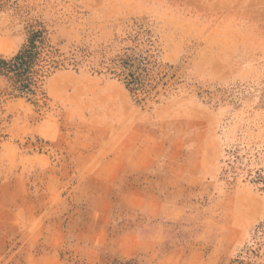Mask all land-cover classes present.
<instances>
[{
  "label": "rangeland",
  "instance_id": "1",
  "mask_svg": "<svg viewBox=\"0 0 264 264\" xmlns=\"http://www.w3.org/2000/svg\"><path fill=\"white\" fill-rule=\"evenodd\" d=\"M222 1L0 0L55 62L0 75V264H264V0Z\"/></svg>",
  "mask_w": 264,
  "mask_h": 264
},
{
  "label": "trees",
  "instance_id": "2",
  "mask_svg": "<svg viewBox=\"0 0 264 264\" xmlns=\"http://www.w3.org/2000/svg\"><path fill=\"white\" fill-rule=\"evenodd\" d=\"M45 49V32L32 33L29 44L15 57L11 60L0 57V75L11 80L22 95H35L41 73L46 65L52 68V63H55L46 64L52 54L50 51L45 52Z\"/></svg>",
  "mask_w": 264,
  "mask_h": 264
},
{
  "label": "bare ground",
  "instance_id": "3",
  "mask_svg": "<svg viewBox=\"0 0 264 264\" xmlns=\"http://www.w3.org/2000/svg\"><path fill=\"white\" fill-rule=\"evenodd\" d=\"M221 1H222V0H221ZM223 1H224V0H223ZM223 1H222V2H223ZM227 1H228V0H227ZM250 1H251V0H250ZM252 1H253V0H252ZM254 1H255V0H254ZM254 1H253V2H254ZM260 1H262V0H260ZM236 3H237V2H236ZM250 4H251V3H250ZM250 4H247V5H250ZM235 5H236V4H235Z\"/></svg>",
  "mask_w": 264,
  "mask_h": 264
}]
</instances>
